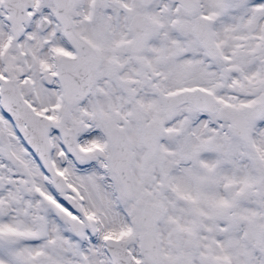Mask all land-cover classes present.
Here are the masks:
<instances>
[{
    "label": "snow or ice",
    "instance_id": "obj_1",
    "mask_svg": "<svg viewBox=\"0 0 264 264\" xmlns=\"http://www.w3.org/2000/svg\"><path fill=\"white\" fill-rule=\"evenodd\" d=\"M0 264H264V0H0Z\"/></svg>",
    "mask_w": 264,
    "mask_h": 264
}]
</instances>
